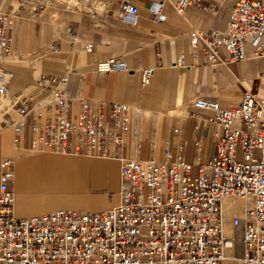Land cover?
Listing matches in <instances>:
<instances>
[{
  "label": "built area",
  "instance_id": "2783aa9c",
  "mask_svg": "<svg viewBox=\"0 0 264 264\" xmlns=\"http://www.w3.org/2000/svg\"><path fill=\"white\" fill-rule=\"evenodd\" d=\"M203 1L154 0L149 11L162 22L166 2L183 15L189 5L205 8ZM227 1L233 6L223 28L189 31L191 48L201 47L203 63L211 67L246 59L247 39L252 56L264 57V0ZM100 7V0H0V132L11 129L17 147L118 161L115 206L19 216L14 160L2 157L0 264H224L236 244L240 264H264V71L257 89L245 91L233 108L211 98L193 99L186 111L188 134L172 127L160 156L152 137L142 155L138 110L112 101L106 115L107 101L73 94L66 74L39 73L30 92L9 95L14 33L22 20L54 9L56 34L42 48L58 51L63 38L72 44L80 39V27L65 22L62 13L96 18ZM136 15L135 5L120 3L121 19L133 21ZM82 47L92 50L91 44ZM95 67L103 73L127 69L115 57L98 60ZM150 74L142 70L143 84ZM227 197L246 203L239 214L229 215L231 236L224 233Z\"/></svg>",
  "mask_w": 264,
  "mask_h": 264
},
{
  "label": "crops",
  "instance_id": "0c3cea01",
  "mask_svg": "<svg viewBox=\"0 0 264 264\" xmlns=\"http://www.w3.org/2000/svg\"><path fill=\"white\" fill-rule=\"evenodd\" d=\"M122 1L100 0L96 18H90L86 12L84 15L62 13L65 22L80 27V39L72 44L68 38H63L58 51H44L35 59L21 60V57L37 52V41L47 36V23H42L40 34L36 36L33 24L22 20L14 33V43L23 46L33 40V48H25L18 53L22 56L14 57V62L21 63L10 65L14 75L9 95L30 92L34 87L33 78L29 80L32 72L37 75L66 74L67 88L73 94L107 101L106 115L110 113L112 101L127 103L133 111L140 112L139 125L144 143L142 155L145 157L149 138L154 140L156 154L160 156L164 145L171 141L172 127H181L184 134H188L190 124L186 111L196 97L214 99L220 107L230 109L238 105L245 91H255L259 86L258 76L264 71V57L252 56L248 39L244 42L246 59L216 67L204 64L201 47L193 49L189 43L192 28H223L233 6L232 1L204 0L205 8L189 5L183 15L166 2L162 9L165 15L162 22L150 14L149 6L154 0H126L136 6L137 15L133 21L121 19L118 9ZM68 2L72 4L73 0ZM51 27L53 39L56 27ZM83 44H91L92 50L85 51ZM109 57L125 62L127 69L98 72L96 62ZM143 69L151 72L146 84L141 81ZM9 101L7 98L4 102L9 104ZM2 155L15 159L13 189L17 215L27 216L58 208L88 210L101 206L105 209L117 203L116 196L109 200L106 194L96 195L78 184L79 176L87 175L93 188L103 189L109 185L115 189L118 173L114 159H81L50 152L27 153L10 141L8 132L0 133V159L4 157ZM34 189L58 194L34 198L29 194ZM228 220L229 216L226 217V231H232ZM229 262L227 264L235 263Z\"/></svg>",
  "mask_w": 264,
  "mask_h": 264
},
{
  "label": "rangeland",
  "instance_id": "374dc122",
  "mask_svg": "<svg viewBox=\"0 0 264 264\" xmlns=\"http://www.w3.org/2000/svg\"><path fill=\"white\" fill-rule=\"evenodd\" d=\"M68 1H71V0H67V2ZM69 3V2H68ZM48 13V14H45V13ZM53 14H55V10L53 9H47L44 13H43V15L39 18V19H36V20H34V19H32V18H27V19H25L23 22H30V23H32L33 24V26H34V34L36 35V36H39V34H40V31H41V29H42V23H47L46 24V26L48 27L47 28V36H46V38L43 40V39H39L38 41H37V44H36V49H37V52H35V53H32V54H30V55H28V54H26V55H19L18 53L20 52V51H22V50H25V48H28L29 50H31L32 48H33V40H29L28 42L29 43H27L26 42V45L25 44H23V46L22 45H19V44H16L15 43V48H16V56L15 57H17L18 55L19 56H22L21 57V60H24V59H31V58H33V59H35V57H41V53H43L44 52V50H43V48H42V46L43 45H45L47 42H48V40L50 41V39H51V32L53 33V30L51 29L52 27H51V23L52 22H54L53 21V18H52V15ZM22 22V23H23ZM21 26V25H20ZM28 45V46H27ZM15 63H17V64H20L21 62L19 61V62H14V58H13V60H11L10 61V63H9V67H10V65L11 64H15ZM11 69V68H10ZM36 75H37V73H33L32 72V77L30 76L29 77V80L31 79V78H33V80L35 79V77H36ZM26 82H28V81H26ZM29 83V82H28ZM27 84V83H26ZM27 86V85H26ZM2 132H8V136H9V139H10V141L12 140V142H13V135H12V130L11 129H5L4 131H2ZM1 133V132H0ZM14 143V142H13ZM15 145V144H14ZM17 146V145H16ZM189 151L187 152V158L188 159H190L191 158V155H192V152H191V148H192V144H190L189 146ZM17 148H19V149H23L24 150V152H27V153H40V152H50V153H52V154H55V155H60V156H66V157H73V156H77L78 158H81V159H89V158H103V157H89V156H80V155H70V154H61V153H55V152H53V151H49V150H37V151H33L34 149H32V150H30V148L28 147V146H26V147H24V146H19V147H17ZM2 156H4V157H6V156H9V155H2ZM10 157H12V156H10ZM105 158H108V157H105ZM12 159L14 160V158L12 157ZM117 173H118V161H117ZM80 178L78 179V184L80 185L79 187H87V189H89L92 193H94V194H96V195H100V196H104L105 194L108 196L107 198L109 199V200H111V199H113V197L115 198V196H116V198H117V201H118V193H117V188H118V180H117V187L115 188V189H112L109 185H105V187L103 188V189H96V188H93V186H92V184H91V182H89L88 180L89 179H87V175H81V176H79ZM14 188V187H13ZM15 189H16V187H15ZM14 190V189H13ZM29 194H30V196L31 197H34V198H42V197H49V196H53V195H55V194H58V193H56V192H54V191H42V190H39V189H34V190H31V191H29ZM113 194H115V195H113ZM105 195V196H106ZM236 202V201H235ZM237 203V211L236 212H238V210H239V208H241L242 207V203L239 201H237L236 202ZM98 209H102V207L101 206H97V207H91V208H89L88 210H98ZM15 212H16V214L18 213L16 210H15ZM19 214V213H18ZM227 233H228V235L229 236H231L232 235V231L231 230H229V229H227ZM239 251H240V245L239 244H236L235 245V247H234V251H233V254L231 253V252H229L228 253V255H234V257H236V258H238V256H239ZM228 258V257H227ZM226 258V259H227ZM234 264V263H233ZM237 264V263H236ZM240 264V263H239Z\"/></svg>",
  "mask_w": 264,
  "mask_h": 264
},
{
  "label": "bare ground",
  "instance_id": "6f19581e",
  "mask_svg": "<svg viewBox=\"0 0 264 264\" xmlns=\"http://www.w3.org/2000/svg\"><path fill=\"white\" fill-rule=\"evenodd\" d=\"M5 99H7V98H5ZM30 150H32V149H30ZM33 151H37V150H33ZM103 159H114V158L110 157V158H103ZM114 160H116V159H114ZM15 168H16V165H15V159H14V179H15ZM235 201H238V202L240 201L242 203V207L239 208V210L241 212V210L246 206V203H245V201L243 199H232V198H229V197L223 199V209H224V211H226L225 212L226 216L224 217V233L227 236H229V235H228V233L226 231V217L232 214L231 211H233L236 214H239V213L236 212L237 211L236 209H237L238 206H237V203ZM15 203H16V195H15ZM15 203H14V207H15ZM58 209H63V208H58ZM76 209H78V208H76ZM105 209H108V208H105ZM54 210H57V209H54ZM80 210H85V209H80ZM102 210H104V209H102ZM14 211H15V208H14ZM50 211H53V210H50ZM85 211H91V210H85ZM95 211H98V210H95ZM47 212H49V211H47ZM43 213H45V212H43ZM37 214H41V213H37ZM31 215H35V214H31ZM27 216H30V215H27ZM231 253L233 254V252H231ZM227 257L228 258L225 260L224 264H227V262H229V261L235 262L234 264H236V263L239 264L240 263L239 258L234 257V255L230 254Z\"/></svg>",
  "mask_w": 264,
  "mask_h": 264
}]
</instances>
